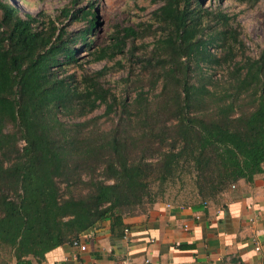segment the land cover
<instances>
[{
	"label": "trees",
	"instance_id": "1",
	"mask_svg": "<svg viewBox=\"0 0 264 264\" xmlns=\"http://www.w3.org/2000/svg\"><path fill=\"white\" fill-rule=\"evenodd\" d=\"M77 1L51 16L0 0V264L147 213L176 182L216 204L262 171L264 45L244 53L222 0H162L104 43L96 6Z\"/></svg>",
	"mask_w": 264,
	"mask_h": 264
},
{
	"label": "crops",
	"instance_id": "2",
	"mask_svg": "<svg viewBox=\"0 0 264 264\" xmlns=\"http://www.w3.org/2000/svg\"><path fill=\"white\" fill-rule=\"evenodd\" d=\"M262 229L264 162L216 204L165 198L147 213L105 218L83 231L78 239L85 250L64 242L31 264H264Z\"/></svg>",
	"mask_w": 264,
	"mask_h": 264
},
{
	"label": "rangeland",
	"instance_id": "3",
	"mask_svg": "<svg viewBox=\"0 0 264 264\" xmlns=\"http://www.w3.org/2000/svg\"><path fill=\"white\" fill-rule=\"evenodd\" d=\"M16 4L22 15L27 13L35 15L38 12H44L51 16H55L65 7H72V0H11ZM92 2L97 9L98 25L96 27V40L98 43H104L110 32L116 25L136 24L140 20H148L151 12L159 7L162 0H78L76 6H84ZM222 9L233 18V23L240 32L241 39L245 42L244 53L249 56H256L260 47L264 45V0H258L254 4L241 3L237 0H222ZM82 23L74 24L81 26ZM217 50V49H216ZM220 50H218L219 52ZM82 62L90 59L86 52H81ZM237 59L241 58V52L238 51ZM120 59L117 56L115 60ZM108 66L113 61L86 62L85 67L94 70L102 67L104 64ZM127 69L114 71L106 76V82L115 89L117 94L121 93V78L125 77ZM104 106L95 110L90 116L102 114ZM104 118L102 119V121ZM111 122L107 121L104 127L109 128ZM23 142L20 141V144ZM23 145V144H22ZM186 189L179 190V183L176 182L169 187L167 199H175L179 201H190L186 196Z\"/></svg>",
	"mask_w": 264,
	"mask_h": 264
},
{
	"label": "built area",
	"instance_id": "4",
	"mask_svg": "<svg viewBox=\"0 0 264 264\" xmlns=\"http://www.w3.org/2000/svg\"><path fill=\"white\" fill-rule=\"evenodd\" d=\"M22 142H23L22 144H24V141H23V140H22ZM19 144H20V143H19ZM22 144H20V145L22 146ZM207 204H208V201H203V205H204V206H206ZM184 228H185V229H188V225H187V224H184ZM262 232L264 233V229H262ZM72 244L78 246L81 250H85V249H86V244H85V243H81V242L79 241V239H74V240L72 241ZM255 248H256V249L259 248L257 242H255ZM93 264H96V263H93Z\"/></svg>",
	"mask_w": 264,
	"mask_h": 264
}]
</instances>
